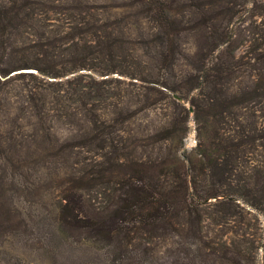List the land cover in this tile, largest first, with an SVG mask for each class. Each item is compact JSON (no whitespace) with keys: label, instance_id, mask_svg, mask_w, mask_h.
Segmentation results:
<instances>
[{"label":"trees","instance_id":"1","mask_svg":"<svg viewBox=\"0 0 264 264\" xmlns=\"http://www.w3.org/2000/svg\"><path fill=\"white\" fill-rule=\"evenodd\" d=\"M187 1L131 0V7L139 6L134 15L146 19L153 29L147 45L158 75L162 69L172 73L180 52V32L186 29L176 16V6ZM196 1L191 5L202 9L206 5L225 19L234 8L232 0ZM20 8L13 2L0 3V76L21 70L18 77L26 81L23 99L37 119L48 111L49 103L52 110L69 108L73 117L78 111L84 114L83 127L88 130L82 136H89L87 141L101 150L86 163L87 170L67 175L58 223L81 241L99 243L117 264H153L160 246L166 264H255L253 240L245 242V231L235 227L246 206L264 214V119L246 109L264 91L256 81L235 88L229 84L238 64L231 35L224 28L214 30L209 36L213 47L198 55L194 72L184 80L188 89L201 91L199 98L190 101L196 144L187 151L183 149L188 132L184 107L178 104L154 132L130 134L125 129L128 108L121 105L120 93L116 94L119 100L108 101L112 96L104 79L79 73L91 69L89 50L99 48L105 53L99 54L103 67L97 76L116 70L136 76L119 71L126 57L133 56L120 53L123 40L112 24L105 22L96 32L90 21L79 19L82 34L75 35L76 27L46 29L48 19H16ZM263 40L261 33L246 64L251 58L264 60ZM28 69L37 73L25 72ZM70 73H74L72 80H49ZM155 82L170 91L180 90ZM157 92L163 93L160 88ZM50 96L52 101L47 100ZM145 96L146 105L150 96ZM59 101L69 105L61 106ZM110 104L113 109L107 114ZM93 194L100 195V201Z\"/></svg>","mask_w":264,"mask_h":264},{"label":"rangeland","instance_id":"2","mask_svg":"<svg viewBox=\"0 0 264 264\" xmlns=\"http://www.w3.org/2000/svg\"><path fill=\"white\" fill-rule=\"evenodd\" d=\"M5 2L20 5V16L16 19H48L46 29L52 31H67L76 27L74 34H82L79 19L90 21L96 32L105 22L114 26L123 40V51L120 53L133 56L126 57L125 63L118 66L122 67L119 71L134 72L136 76H125L118 70L97 76V71H102L103 67L100 61L103 56L99 54L105 53L99 48L89 50L91 69L79 73L104 79L112 96L108 101H117L116 94L120 93L121 105L126 104L128 108L126 115L129 120L125 129L130 134L140 136L154 132L180 105L188 115V132L183 140V149L189 151L195 146L194 107L190 101L199 98L201 91L199 88L188 89L184 80L187 81L189 74L194 72L198 55L213 47L209 45V36L217 28H224L223 31L231 35V46L235 47L238 64L229 82L231 87L256 81L264 91V60L254 61L251 58V66L246 64L258 47L261 33L264 34V0H232L234 8L226 19L220 17L222 14H214L215 11L206 5L203 9L192 6L197 4L196 0L176 6V16L184 22L186 29L180 32V52L172 73L167 74L162 69L159 75L155 70L159 68L157 65L155 68L150 60L152 51L147 45L153 29L146 19L134 15L139 6L131 7V0H0V3ZM214 9L218 12L222 8ZM30 12L32 15L26 16ZM65 54L63 52L62 56ZM118 64L116 61L114 67ZM20 71L0 76V264H117L99 243L79 240L77 234H70L57 221L62 188L68 182L67 175L73 170H87L89 165L86 163L101 151L87 141L89 136H82L83 131L88 130L83 127L84 114L78 111L73 117L69 108L56 111L50 109L52 105L49 103L46 105L49 109L41 115L42 118H35L34 110L23 99L26 81L18 77ZM260 72L261 77L257 76ZM73 77L74 73H70L49 80L65 82ZM140 77L145 81L138 80ZM148 80L153 82L148 84ZM156 80L180 90L158 87ZM147 87L153 88V91L148 93ZM159 88L163 93L157 92ZM145 94L150 96L146 105ZM173 94L182 97L183 102L174 99ZM47 100L52 101L51 96ZM61 103V106L69 105L68 101ZM56 106L59 107L57 103ZM112 107L113 104L106 107L107 114ZM189 107H192V112ZM246 109L254 117L264 119V96L253 98ZM94 196L96 202L100 201V195ZM238 227L241 228L240 233L245 231L244 238L248 239L245 242L249 239L254 242L255 264H264V214L246 206L235 229ZM162 250L163 246H160L153 264H166Z\"/></svg>","mask_w":264,"mask_h":264},{"label":"water","instance_id":"3","mask_svg":"<svg viewBox=\"0 0 264 264\" xmlns=\"http://www.w3.org/2000/svg\"><path fill=\"white\" fill-rule=\"evenodd\" d=\"M26 71H28V72H32V73L35 72V70H33V69H28V70H26ZM172 97H173L174 99H176L177 101L183 102L182 97H180V96L177 95V94H173ZM189 110H190V112H192V107H189Z\"/></svg>","mask_w":264,"mask_h":264}]
</instances>
